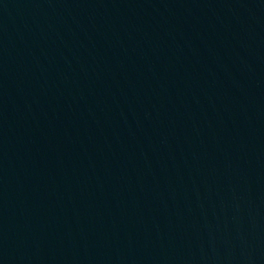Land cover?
<instances>
[{"label":"water","instance_id":"obj_1","mask_svg":"<svg viewBox=\"0 0 264 264\" xmlns=\"http://www.w3.org/2000/svg\"><path fill=\"white\" fill-rule=\"evenodd\" d=\"M0 264H264V0H0Z\"/></svg>","mask_w":264,"mask_h":264}]
</instances>
